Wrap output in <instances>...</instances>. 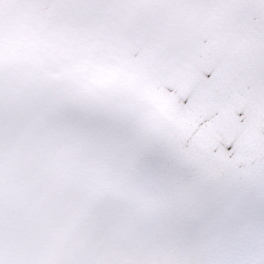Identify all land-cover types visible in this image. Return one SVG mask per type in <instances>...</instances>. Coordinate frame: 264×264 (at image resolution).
Segmentation results:
<instances>
[{
	"label": "snow or ice",
	"instance_id": "6c2138e0",
	"mask_svg": "<svg viewBox=\"0 0 264 264\" xmlns=\"http://www.w3.org/2000/svg\"><path fill=\"white\" fill-rule=\"evenodd\" d=\"M0 264H264V0H0Z\"/></svg>",
	"mask_w": 264,
	"mask_h": 264
}]
</instances>
